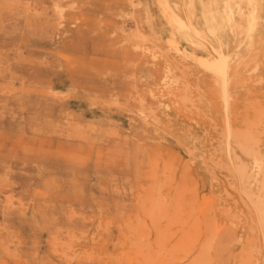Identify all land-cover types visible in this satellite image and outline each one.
I'll return each instance as SVG.
<instances>
[{
  "label": "rangeland",
  "instance_id": "rangeland-1",
  "mask_svg": "<svg viewBox=\"0 0 264 264\" xmlns=\"http://www.w3.org/2000/svg\"><path fill=\"white\" fill-rule=\"evenodd\" d=\"M186 2L0 0V264H264V0Z\"/></svg>",
  "mask_w": 264,
  "mask_h": 264
},
{
  "label": "bare ground",
  "instance_id": "bare-ground-1",
  "mask_svg": "<svg viewBox=\"0 0 264 264\" xmlns=\"http://www.w3.org/2000/svg\"><path fill=\"white\" fill-rule=\"evenodd\" d=\"M245 1H247L248 5L252 6V10L249 14H246ZM259 1L260 0H187L185 6L186 10H189L198 20L195 22V24L198 22V26H193V32L204 39L212 40L215 38L218 43L216 52L219 54L221 52L223 53V51L228 48L229 42L226 32H231L233 35L238 37L242 36L243 38V36H249L257 31L259 23ZM146 13L149 17L152 16H150L148 7L146 8ZM170 15L172 20L178 23L180 29L186 25V19L182 16L180 17L176 12L172 11ZM232 57L235 60V52ZM222 59L225 58L222 57ZM255 165L257 176H259L263 171V163L256 158Z\"/></svg>",
  "mask_w": 264,
  "mask_h": 264
}]
</instances>
